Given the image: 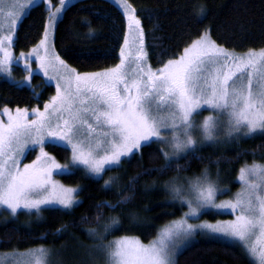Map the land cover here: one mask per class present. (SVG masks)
Wrapping results in <instances>:
<instances>
[{"label":"snow or ice","instance_id":"1","mask_svg":"<svg viewBox=\"0 0 264 264\" xmlns=\"http://www.w3.org/2000/svg\"><path fill=\"white\" fill-rule=\"evenodd\" d=\"M39 3L47 12L43 35L29 52L14 56V36L25 10ZM116 3L127 22L119 62L96 71H79L50 43L68 0H58V5L52 0H0V73L11 78L13 63L23 61L27 75L22 83L28 88L32 89L33 63L46 85L55 82V94L42 110L39 106L0 109V209L12 217L21 213L39 217L44 210L70 213L82 203L76 195L80 189L53 180L54 172L82 171L89 178H102L106 171L119 169L126 158L142 159L141 150L153 144L164 160L155 171L164 172L174 164L179 168L181 157L202 159L197 155L201 146L220 133L236 141L264 135V48L238 54L219 44L205 28L153 67L136 8L129 0ZM198 7L197 18H205L206 6ZM32 92L39 99L35 89ZM205 108L213 114L197 120ZM49 146L70 150V161L58 163L45 150ZM36 148L39 154L24 163ZM151 171L145 170L146 174ZM118 180L115 176L105 180L102 190ZM237 180L240 190L220 202L218 196L227 195L228 190L218 187L207 169L166 182L171 193L166 204L178 203L182 215L162 226L147 244L135 236L104 243L113 227L120 225L115 216L108 218L102 232L89 229L88 235L98 237L95 249L104 255L105 264H177L178 252L197 236L219 242L246 264H264V163L246 161ZM121 196L116 204L106 201L97 207L115 210L130 200ZM185 206L187 211H183ZM222 212L234 218L190 222ZM49 255L50 249L44 247L23 253L14 250L0 254V264H50Z\"/></svg>","mask_w":264,"mask_h":264},{"label":"trees","instance_id":"2","mask_svg":"<svg viewBox=\"0 0 264 264\" xmlns=\"http://www.w3.org/2000/svg\"><path fill=\"white\" fill-rule=\"evenodd\" d=\"M142 21L149 62L158 67V60H166L188 37L205 28L211 30L214 40L229 50L244 52L264 48V0H129ZM206 6V16L197 18L199 5ZM47 12L42 3L32 6L24 15L14 36L13 53L18 56L35 45L43 35ZM91 29V34H89ZM125 19L121 10L108 0H77L66 7L54 31V50L71 67L79 71H96L117 63L123 44ZM21 71V68L16 66ZM32 82L41 87L39 99L32 89L20 86L0 77V109L41 107L53 95L54 88L45 84L40 75L34 74ZM36 91V88H35ZM157 145L142 149L143 158L127 159L119 169L106 171L102 178H89L84 172L59 174L56 177L65 186L80 189L78 201L70 213L44 210L35 218L21 213L17 217L0 212V252L19 251L28 248H60L72 237H84L85 230L108 223L115 216L120 225L114 226L109 237L137 236L148 242L168 221L182 215L179 205L166 204L168 195L162 185L176 174L192 176L200 174L206 166L225 161L234 166L261 161L264 155V135L255 134L244 144L233 145L229 150L209 153L200 150L197 155L178 160L179 168L157 172L164 165L156 151ZM58 162L68 161L70 151L46 147ZM239 154V156H238ZM32 157L27 154V158ZM145 170H152L146 174ZM119 180L108 190H102L110 177ZM135 177V181H133ZM131 188V190H129ZM123 196L129 202L115 210L104 202L116 204ZM147 209V211L145 210ZM4 215H6L4 217ZM100 216V220L96 219ZM205 217L214 215L206 214ZM86 217L87 219H82ZM225 218L227 216L220 215ZM230 248V245L228 246ZM177 264H246L238 253L229 251L217 241L197 240L186 246L176 257Z\"/></svg>","mask_w":264,"mask_h":264},{"label":"rangeland","instance_id":"3","mask_svg":"<svg viewBox=\"0 0 264 264\" xmlns=\"http://www.w3.org/2000/svg\"><path fill=\"white\" fill-rule=\"evenodd\" d=\"M77 0H68V4L67 6H69L71 3L75 2ZM110 2H112L113 4H115L122 12V9L119 7V5L116 3V0H108ZM52 2L54 4L58 5V0H52ZM43 4V3H42ZM36 4L30 5L28 9L25 10V14L28 12V10L34 6ZM44 5V4H43ZM66 6V7H67ZM45 7V5H44ZM63 15V14H62ZM61 18V17H60ZM125 19V18H124ZM47 21V19H46ZM127 31V22L125 20V32ZM53 38H54V33L50 36V43L53 44ZM35 45L31 46L27 51H23L25 53L29 52ZM54 50V49H53ZM147 50V49H146ZM258 50V49H257ZM13 51V50H12ZM55 51V50H54ZM236 52V51H235ZM245 52V51H244ZM236 53H241V52H236ZM14 55V53H13ZM15 56V55H14ZM119 62V59L117 61V63ZM16 66L21 68V71H19ZM33 70H34V74L40 75L43 79V82L45 83V78L43 77V74L41 72H39L38 69V65L33 63L32 64ZM33 74V75H34ZM27 75L26 72L23 71V61H21L19 64L13 63L12 66V76L11 78H9L6 74L4 73H0V77L4 78L10 82H14L17 85L20 86H26L24 85L22 82L24 81V77ZM32 89L36 88V93H39V91L41 90V87L39 85H36L35 83L32 82V79L30 81ZM47 84H51L54 88V93L55 94V82L51 81L48 82ZM45 103V102H44ZM43 103V104H44ZM33 108V107H32ZM41 110L43 108V105L40 107ZM2 109V108H1ZM31 109V108H30ZM213 114L210 110H207L206 108L202 110V115L197 116L196 119L197 120H203L204 117ZM3 119L6 121V117H3ZM248 138H243L240 141H236V140H229L227 138V136L224 133H220L214 141H206L204 142V144L201 146L200 150H205L206 152L209 153H215V152H222V151H227L229 150L233 145H242L244 144V142L247 140ZM159 147H163V146H159ZM70 151V150H69ZM32 153V157L29 159H24L23 162L24 163H31V161L33 159H35L36 155L39 154V149L36 148L35 151L31 152ZM70 157H71V152H70V156L68 161L61 163L58 162L60 164H65L68 163L70 161ZM128 158H126L125 160H127ZM257 163H264V155L263 158L261 159V161H256ZM243 164H240L238 166H232L228 163H226L225 161H222V163L220 162H216V163H212L210 166H206L205 169L208 170L209 173V177L212 181L216 182L218 184V187H220L221 189H227L228 190V194L227 195H219L218 196V200L217 202H220L221 200H228L231 199L232 196L238 192L240 190V183L237 180L238 177V172H239V168L242 166ZM204 169V170H205ZM203 170V171H204ZM202 171V172H203ZM217 171H219V176L217 177ZM59 174H64V173H53V180L58 181L59 183H61V181H59V179L56 177V175ZM103 175V174H102ZM199 175V174H196ZM179 176L181 179L185 178V177H192V176H185V175H181V174H176L174 177ZM171 178V179H172ZM171 179H169L168 181H170ZM167 181V182H168ZM62 184V183H61ZM166 182L162 185L161 189L165 192V194L168 195V200H171V193L170 191L165 187ZM64 185V184H63ZM71 187V186H68ZM75 188V187H74ZM78 200V198H77ZM177 205H179L177 203ZM183 211H187V207L185 206ZM0 212L2 213H7L8 216H10L8 214L7 211L0 209ZM220 215H225L227 217L225 218H221L219 217ZM6 215H4L5 217ZM31 217L35 218V214L30 215ZM180 217V216H179ZM178 217V218H179ZM175 218V219H178ZM234 217L232 215H229L227 212H222L219 215H214L213 217H205V216H201L199 219H193L190 220V222H194V223H200L203 221H209L214 223L216 220H228V219H233ZM174 220V219H173ZM172 221V220H170ZM170 221H168L167 223H169ZM165 223V224H167ZM105 223H101L99 224V226L95 229H97L98 232H102L103 231V225ZM164 224V225H165ZM163 225V226H164ZM88 231L89 229L85 230V234L84 237H78V236H74L72 237L71 240L67 241L66 243H64V245H62L60 248L55 249L54 247H46V249H50V255L48 257L50 264H105V258L104 255L98 251H96L95 249V245L97 243H99V239L98 237H93V236H89L88 235ZM121 236H132V235H120V236H114V237H109V235H107V239L104 241V243H107L110 240H115ZM157 236V234L155 235V237H153L151 240H149L148 242H143L141 239V241L145 244L149 243L150 241H152L153 239H155ZM137 237V236H135ZM207 240L205 238H202L200 236H197L195 239H193L190 244L196 242L197 240ZM188 244V245H190ZM186 245V246H188ZM184 246L183 248H181V250L178 252V254L186 247ZM35 248V247H33ZM38 248V247H37ZM45 248V247H44ZM31 249V248H28ZM28 249L25 250H17V252H26ZM13 251H5V252H0V254H4V253H11ZM177 254V255H178ZM177 257V256H176Z\"/></svg>","mask_w":264,"mask_h":264}]
</instances>
